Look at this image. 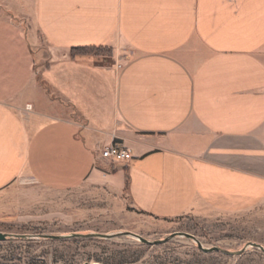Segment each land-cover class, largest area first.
<instances>
[{
    "label": "crops",
    "instance_id": "0c3cea01",
    "mask_svg": "<svg viewBox=\"0 0 264 264\" xmlns=\"http://www.w3.org/2000/svg\"><path fill=\"white\" fill-rule=\"evenodd\" d=\"M93 46L110 62L72 51ZM115 141L130 160L100 157ZM21 180L124 193L145 223L251 209L264 0H0V197Z\"/></svg>",
    "mask_w": 264,
    "mask_h": 264
},
{
    "label": "rangeland",
    "instance_id": "374dc122",
    "mask_svg": "<svg viewBox=\"0 0 264 264\" xmlns=\"http://www.w3.org/2000/svg\"><path fill=\"white\" fill-rule=\"evenodd\" d=\"M74 53L105 64L111 48ZM125 202L124 193H53L30 180L18 181L0 197V232L8 234L0 240V264H264L257 248L239 255L204 252L177 234L194 236L203 248L236 251L248 242L264 247V198L243 212L188 213L150 223ZM126 232L157 243L140 242Z\"/></svg>",
    "mask_w": 264,
    "mask_h": 264
},
{
    "label": "water",
    "instance_id": "95a60500",
    "mask_svg": "<svg viewBox=\"0 0 264 264\" xmlns=\"http://www.w3.org/2000/svg\"><path fill=\"white\" fill-rule=\"evenodd\" d=\"M126 233H128V235L136 238L137 240H139L140 242H143V243H152V244L157 243V242L148 241V240L144 239L143 237H141L140 235H138L136 233H132V232H126ZM177 234H179L180 236H184V237L190 238L191 240H193L196 243L197 247L200 250L204 251V252H215V251H218V252H221V253H224V254H227V255H239V254H242L246 250L247 247H252V248H257V249H259L260 251H262L264 253V247L262 245L258 244V243H255V242H248L240 250L230 251V250L218 247V246H212L210 248H203L201 246L200 242L194 236H191V235H189L187 233H177ZM102 236L110 237V235H102ZM7 237H8V234L0 232V240H5ZM37 237L50 238V239H59V238L64 237V236L40 234ZM163 241H165V240H163ZM84 264H87V263H84Z\"/></svg>",
    "mask_w": 264,
    "mask_h": 264
},
{
    "label": "built area",
    "instance_id": "2783aa9c",
    "mask_svg": "<svg viewBox=\"0 0 264 264\" xmlns=\"http://www.w3.org/2000/svg\"><path fill=\"white\" fill-rule=\"evenodd\" d=\"M99 154L102 159L108 160L111 164L124 163L132 157L131 151L118 142H112L102 148Z\"/></svg>",
    "mask_w": 264,
    "mask_h": 264
},
{
    "label": "trees",
    "instance_id": "16d2710c",
    "mask_svg": "<svg viewBox=\"0 0 264 264\" xmlns=\"http://www.w3.org/2000/svg\"><path fill=\"white\" fill-rule=\"evenodd\" d=\"M100 47H77V48H72L73 52H84V51H88V50H94V49H98ZM116 142V141H115Z\"/></svg>",
    "mask_w": 264,
    "mask_h": 264
}]
</instances>
